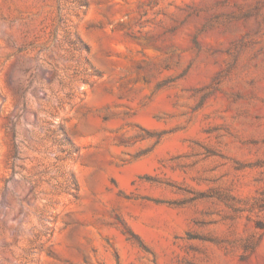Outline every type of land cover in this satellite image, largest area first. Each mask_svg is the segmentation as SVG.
<instances>
[{
    "label": "rangeland",
    "instance_id": "obj_1",
    "mask_svg": "<svg viewBox=\"0 0 264 264\" xmlns=\"http://www.w3.org/2000/svg\"><path fill=\"white\" fill-rule=\"evenodd\" d=\"M0 264H264V0H0Z\"/></svg>",
    "mask_w": 264,
    "mask_h": 264
}]
</instances>
